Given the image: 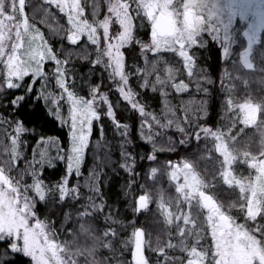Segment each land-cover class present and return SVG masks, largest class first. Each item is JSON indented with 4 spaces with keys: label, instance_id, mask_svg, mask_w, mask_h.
Returning <instances> with one entry per match:
<instances>
[{
    "label": "snow or ice",
    "instance_id": "1",
    "mask_svg": "<svg viewBox=\"0 0 264 264\" xmlns=\"http://www.w3.org/2000/svg\"><path fill=\"white\" fill-rule=\"evenodd\" d=\"M47 5L46 14L51 13L53 5L66 13L69 25L66 29L67 41L81 50L85 59H89L94 52L91 64L108 71V79L115 82L123 100L130 104L131 109H138L142 117H147L140 124V137L151 144L152 150L144 155L128 150V145L133 143L131 126L117 117L109 92L101 91L103 72L100 74L101 81L93 84L90 77L95 69L89 68V95L81 94L75 73L69 68L70 57L76 49H67L62 57L31 22L26 0H0V95L23 86L24 93L10 101L13 106L27 105L33 96L36 100L43 98L51 114L68 125L70 138L66 150H62L58 138L37 133L39 150H34L29 157L24 137L36 129L26 127L19 117L8 120L0 116V121L6 125L0 128V146L8 154L4 166H0V242L7 244L0 255V264L10 257L9 249L11 254L23 253L30 257L32 264H127L121 258L120 249L129 247V244L134 248V264H264V106L248 102L231 103V111L242 117L243 125L254 126L259 133L258 144L254 148L250 136L241 139L243 128L233 132L235 119L225 130L223 126H210L207 120L201 124L197 113L193 112L190 116L186 107L182 119L188 124H183L174 109L167 106L166 92L165 115L171 113L172 118L162 120L136 99L140 93L130 82L134 72L143 73L140 88L151 87L155 92L158 88L167 87L168 79L172 77L170 68L168 79L159 74L154 81L149 79L164 58L160 56L150 60L148 53H159L161 49L179 52L187 64L189 75L192 74L196 60L193 52L189 54V49L202 42L201 36L206 27L201 0H179V3L173 0H108L107 14L103 17L99 15V4L92 0L91 18L85 14L87 5L81 0H47ZM35 14L36 9H33V17ZM149 23L151 39L145 41L136 36V30ZM133 43L140 47L145 67H138L133 61L134 71H129L126 70L123 49ZM61 48H64L63 43ZM48 61L54 62L51 73L45 71ZM29 74L32 78L27 82L25 77ZM50 76L54 77L58 92L48 88ZM37 79L41 83L38 93L34 94L33 86ZM197 88H200L199 84ZM202 90L208 93L206 88ZM206 103L202 100L198 110L204 117L208 116ZM102 117L110 118L119 132L120 166L133 174L127 184L129 194L133 195L130 205L133 213L149 211L155 198L157 210L166 225L164 235L157 231L154 238L149 233L146 239L148 230L135 220L131 221L132 231L128 237H120L119 229L113 226H105L101 230L93 222L100 218V213H104L103 219L110 224L117 221L112 218L110 210L104 212L106 202L100 192L95 167L84 183L96 196H87L86 203L76 212L78 227L68 229L72 237L70 240H58L59 233L54 222L38 215L36 204L39 201L51 205L57 201L71 202L82 195L79 180L74 186H70L69 181L73 174L76 177L83 175L81 169L92 143L94 121L99 122L100 136L104 135L105 124L109 121ZM148 118L164 129L175 125L183 136L179 141L181 144H189L193 139L197 143L211 141L212 149L222 157L219 160L220 177L225 184L237 190L227 205L208 191L215 187L213 181L216 175L213 174L211 179L202 176L191 154L186 153L182 161L167 160L163 166L159 164L156 127ZM186 127L190 130L186 131ZM95 143L98 147L100 141ZM53 144L55 155L50 152ZM174 149L175 144H172L170 150ZM204 149V155H212L208 143L204 144ZM144 159L153 162L147 166L145 175L153 181L167 175L169 181L174 182L175 197L168 195L162 187L154 197L147 184L135 179L138 160ZM21 160L24 166L18 167L17 177H13L11 169ZM58 161H64L65 174L49 183L43 176L45 167H55ZM240 162L251 171L245 174L242 169L235 168L234 165ZM28 175L31 176V183H22ZM133 184H137L142 191L133 193ZM30 192L34 195H29ZM97 197H101L99 202ZM181 204H186V210L180 207ZM202 210H206L203 219L200 218ZM70 219L71 212H66L60 226L64 227ZM118 223L121 227L125 224L124 221ZM145 249L158 255H146ZM105 251L108 255L103 254Z\"/></svg>",
    "mask_w": 264,
    "mask_h": 264
},
{
    "label": "trees",
    "instance_id": "2",
    "mask_svg": "<svg viewBox=\"0 0 264 264\" xmlns=\"http://www.w3.org/2000/svg\"><path fill=\"white\" fill-rule=\"evenodd\" d=\"M81 3L87 5L86 15L91 18V4L92 0H81ZM99 4L100 12L99 15L102 17L104 13L105 4L101 0H96ZM48 7L47 0H26V11L29 14L32 23H35L48 40L54 47V50L60 53L63 57L65 51L69 48H74L72 56L70 57L69 68L72 69L76 76V84L81 90V94L89 95V68L95 69L94 73L90 77L91 83H99L101 81V72H103V84L101 85V91H108L110 99L113 100L114 107L117 112V117L122 122H127L130 127L131 139L133 143L128 145V150L132 153H140L144 155L145 153H150L152 150L151 144L140 137V124L142 120L147 117H142L138 109H131L130 104L124 101L119 95L118 90L115 88V82L108 79V71L104 70L98 65H92L90 60L94 58L95 53H91L89 59L84 58V54L76 46H72L66 39V29L69 27L67 22L66 13L60 12L54 5L51 6V13L46 14L45 9ZM33 9H36V14L33 17ZM150 23L146 24L143 28H137L136 36L145 41H150ZM202 42L194 46L193 49L189 50V54L194 53L196 60L195 67L191 75H189L188 67L184 58L179 55V52H173L170 50H165L159 53L149 52L148 56L150 60H156L160 56L164 59L160 61L157 70L152 73L149 77L150 81L155 80V76L159 74L162 78L168 79L169 72L168 69L172 70V77L168 79V85L164 89H159L157 91H152L149 88H140L139 83L141 82V77L143 73H135L130 78V82L133 83L134 90L139 92L140 95L137 96V100L146 105V110L149 112H155L162 120L172 118V114L168 113L165 115V95L167 93V106L174 109L176 117L181 119V122L185 125L188 121H184L182 118L185 115V108L187 107L188 114L191 116L193 112H196L199 116V122L203 124L207 120L210 126H223L225 130L235 119L236 127L233 132L243 128L244 132L241 134V139L244 136H250L253 140V147L255 148L259 141V133L256 131L254 126L248 127L243 125L233 111H231V103H256L264 106V35L260 38L259 42L253 46L249 60L251 62V68L249 71L245 72L243 75L236 73L235 67L237 65H242L241 54L242 50L240 48L245 46H240L236 43L232 47V56L230 60L223 59L222 51L220 46L205 36L201 37ZM63 43L64 48H61ZM83 43V41H81ZM90 43V42H89ZM123 51L126 56V70L134 71L133 61L138 67H145L141 49L138 45L133 43L132 45L126 46ZM167 61V63H165ZM54 62L48 61L45 63V71L51 73ZM247 73L250 77H247ZM31 74L25 77V81H31ZM250 81L259 82L258 86L252 85ZM41 80L37 79L36 84L33 86V93H38ZM200 88H197V85ZM187 85V87H183ZM48 88L53 92H58L59 89L55 86L54 77L50 76L48 81ZM203 88L208 90V93L203 92ZM24 93L23 86L19 89L7 90L2 95H0V116L11 120L13 118L19 117V119L26 125V127L36 129L35 132L26 133L25 139L27 140V153L29 157L34 150H39V140L37 133H45L47 136H51L59 139V144L62 150H66L69 144L68 135V125L66 123H61L54 117L48 110L49 105L45 104L43 98L36 100L33 96L31 101L27 105L23 106H13L10 101L18 95ZM26 99H28L26 97ZM206 100V108L208 111V116L204 117L199 113L200 102ZM67 105H64V114L67 116L66 112ZM128 111H125V109ZM102 119H107L109 122L105 124L104 135L101 137L99 132V122L94 121L93 133H92V143L89 144L87 150L83 167L81 169L83 175L76 177L75 174L71 177L69 183L70 186H74L76 181L80 182V192L82 195L74 201L69 202L65 200L63 202L57 201L54 204L47 205L44 201H39L36 204L38 210V215L43 219L45 217L52 220L57 228L59 235L58 240H70L71 233L68 229L78 227L76 212L79 210L80 206L86 203V197L89 195L96 196L90 188L85 185L84 180L89 176L93 167H95L96 172L99 175V186L100 192L102 194L105 203L104 212L111 211L112 218L117 221L115 224H110L108 221L103 219L104 213H100V218L94 220L93 222L98 225V227L103 230L105 226H113L119 229L120 237H128L132 231L131 221L135 220L138 225L144 226L151 233L154 238L157 231L161 235H164V229L166 225L163 223V216L157 210V207H150L149 211L142 212L140 214H134L131 208L133 202V195L129 194L127 189V184L129 182V177L133 174L127 173L121 166L122 157L120 152V140L121 137L119 132L115 130L114 124L110 121V118L102 117ZM149 122L153 123L156 127L155 140L157 142V158L161 166L165 164V161H182V158L187 154H191V159L196 162V168L201 171L207 178L211 179L213 174L216 175L214 182L215 187L211 189V194L222 202L230 201L234 198L231 193V188L222 182V178L219 176V160L222 159L220 155L213 154L211 156L204 155L205 149L204 144L208 143L209 150L213 153L211 147V141L201 140L196 142L194 139L189 144H181L179 141L183 139L180 131L173 125L168 129L156 126L150 118ZM6 125L0 121V128ZM186 127V131H188ZM11 132V128H9ZM172 139L169 140L168 138ZM99 140V146H96V141ZM10 142V141H5ZM175 144V149H171V145ZM55 149V144L52 145L50 150ZM52 153V152H51ZM95 154V155H94ZM55 155V153H52ZM204 158H201V157ZM8 158V154L2 151V146H0V166H4V161ZM207 160H209L210 165H208ZM213 160V164L211 163ZM153 162L144 160H138L137 163V173L135 179L139 183H145L152 189L154 197L155 193L159 188H163L165 192L172 197L177 195L175 190L174 182H170L167 175L153 181L151 177L146 176L147 166ZM241 166L234 165L235 168L242 169L245 167L243 162L240 163ZM23 161L21 160L15 167L11 169V175L17 177V168L23 167ZM66 166L64 161H58L55 167H45L43 173L44 178L49 182H54L59 180L65 174ZM26 183H31V176H25L22 181ZM133 193L142 191L138 188L137 184L132 185ZM29 195H34L30 192ZM101 197H97V202ZM156 204L155 198L153 199ZM181 208L186 210V204H181ZM59 210V211H58ZM176 210L175 203L173 202V211ZM200 213V218L203 219V212ZM66 212H71L72 219H70L64 227H61V223L64 220V214ZM119 221H124L123 227L118 223ZM119 238V237H118ZM166 238V236H165ZM7 247L5 242H0V255H2V250ZM119 247V245H118ZM122 256L121 258L127 262V264H134L132 259L133 247L129 244L127 248L120 249ZM10 257L5 259L4 264H32L31 258L27 257L23 253L11 254L9 249ZM146 255L152 257L157 256V253L151 252L149 249L145 250ZM104 255H108L105 251ZM181 255V253H176ZM186 255V254H183Z\"/></svg>",
    "mask_w": 264,
    "mask_h": 264
},
{
    "label": "rangeland",
    "instance_id": "3",
    "mask_svg": "<svg viewBox=\"0 0 264 264\" xmlns=\"http://www.w3.org/2000/svg\"><path fill=\"white\" fill-rule=\"evenodd\" d=\"M101 1L105 4V10L104 13H102L103 17L107 14L108 0ZM173 2L179 3V0H173ZM185 2H187V0H185ZM201 3L202 12L206 18V27L201 37L205 36L206 38L214 40V42H216L221 48L223 59L230 60L232 56V47L236 43L240 44V46H243L244 42L242 39H244L245 46L240 48L242 50V65H237L235 67L236 73L239 75H243L251 68L249 57L251 55V51L253 50V46H255V44L259 42L262 35H264V0H201ZM99 13H101L100 10ZM165 50L168 49H161L160 52ZM247 75V77H250L248 73ZM250 82L252 85H259V82L257 81ZM102 107L106 108V105H103ZM239 120L242 122V117H239ZM248 127L252 126L249 125ZM50 152L55 153V149L53 150L52 148ZM212 154L213 156L220 155L215 150H213ZM207 163L208 165H210L209 160H207ZM211 163H214L213 160H211ZM240 163L236 164V166H241ZM242 170L245 174L251 171V169L247 165H245ZM198 172L206 179H209L201 171ZM182 180L183 176H181V181ZM223 184L226 185L224 182ZM229 187L231 188L230 194L235 196L237 190L231 186ZM208 191L210 192L211 189H209ZM170 194L171 193H169V195ZM154 202L155 201L153 200V203ZM228 202L229 201L224 202L225 205H227ZM155 205L156 204H151L150 207H155ZM133 257L134 248L132 254L134 263Z\"/></svg>",
    "mask_w": 264,
    "mask_h": 264
}]
</instances>
